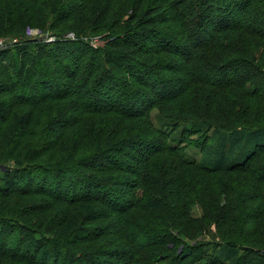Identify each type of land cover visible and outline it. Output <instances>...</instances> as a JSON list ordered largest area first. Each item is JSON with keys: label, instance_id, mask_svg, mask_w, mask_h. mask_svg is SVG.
<instances>
[{"label": "trees", "instance_id": "1", "mask_svg": "<svg viewBox=\"0 0 264 264\" xmlns=\"http://www.w3.org/2000/svg\"><path fill=\"white\" fill-rule=\"evenodd\" d=\"M77 1L0 0V37L22 41L0 51V223L11 227L0 264L27 263L28 239L8 248L12 226L38 235L36 249L45 239L41 264H152L145 251L173 242L178 254L160 260L177 264L210 246L181 236L212 228L223 239L211 244L215 262L264 264V0ZM32 24L55 40L26 38ZM94 33L104 46L82 41ZM191 135L205 141L191 145L199 161ZM112 216L109 233L101 222Z\"/></svg>", "mask_w": 264, "mask_h": 264}, {"label": "rangeland", "instance_id": "2", "mask_svg": "<svg viewBox=\"0 0 264 264\" xmlns=\"http://www.w3.org/2000/svg\"><path fill=\"white\" fill-rule=\"evenodd\" d=\"M77 4L78 3H80V0L79 1H77L76 2ZM131 28H133V25H131L130 26ZM52 31V29L51 28H49V25H47L46 27H44V26H40L39 24H32V25H30V26H28V27H26L23 31H22V33H24V34H26L27 35V37L26 38H28L29 40H38L39 42L41 41V42H53L54 40H55V38L54 37H51L52 35H51V32ZM45 33V34H44ZM46 33H49L50 34V36L48 35H46ZM13 34H17V33H14V32H10L9 34H7L6 36H1L0 37V51H2L4 54H6L5 52L7 51V49L9 48V46H11V45H14V47L12 46V48H9V49H12V51H16L17 49H19V47L21 46V44H22V41L20 42V41H18V39H14L13 37H12V35ZM42 34H44V35H42ZM67 37H72L73 38V33H67ZM103 38L104 37H99V36H97V34L96 33H94L93 34V36H91L90 35V37L89 38H86V39H84V40H82L83 42H87V43H89L92 47H94V49L96 48V47H99V46H104L105 45V42H104V40H103ZM3 53H1L0 52V57H1V55L3 54ZM255 56L257 57V60H258V62H259V59H260V56H261V53L260 52H257L256 54H255ZM177 61H178V59L177 58H175V57H169V58H167V60L166 61H163L164 63H167V64H173L174 66H175V64H178L177 63ZM261 61V60H260ZM163 67H165L164 65H162ZM167 74V73H166ZM168 75H170V73H168ZM167 75V76H168ZM220 75V74H219ZM216 77V76H215ZM193 102V101H192ZM101 106H103V104H100ZM109 105V104H108ZM169 104H164L162 107H163V109L164 110H166V108H167V106H168ZM190 107V106H189ZM192 107H190V109H191ZM162 112V110L160 109V108H158V107H156V109L155 110H153L152 111V113H151V116H152V121L156 124V126H159V125H161V123L159 122V120H157V118H156V115H157V113L159 112V113H161ZM113 115V114H112ZM111 115V116H112ZM185 115H187V116H189L188 114H185ZM111 116H109V117H111ZM189 117H195V115H193V114H190V116ZM128 120H126V121H124V123H126ZM216 120H214V118L213 119H211V121H209V122H212V123H216L215 122ZM122 122H123V119H122ZM180 130H181V128H179V129H177V131H179L180 132ZM190 140H192L191 142H190V146H188V149H187V154L190 156V157H193L194 159H196V160H200L201 159V151H199V150H197V148H194V147H192L191 145H193V146H196L194 143H199V142H201V141H204V138L202 137V136H200V135H191L190 137ZM203 138V139H202ZM202 139V140H201ZM205 142V141H204ZM207 142V144H212V147H214V146H216L217 144V142L216 141H206ZM142 146V145H141ZM138 147H140L139 145L137 146V148ZM135 148V146L134 147H130V148H127V149H125L124 150V152H125V155H127V154H130L131 156H134L133 154L134 153H136V152H134V149ZM129 158H125V157H119V162L121 163V164H126L127 165V163H129ZM11 163H12V161H11ZM13 164V163H12ZM1 169H0V187H2V186H4L3 185V181H2V174L4 173V166L3 167H0ZM45 173L43 172V171H40V172H35V173H33L32 174V176H31V178H32V181L34 182V184H36V186H39L40 184V179L42 178V177H44L43 175H44ZM232 177V176H231ZM2 178V179H1ZM232 178H234V177H232ZM47 179V178H46ZM235 179V178H234ZM48 180V179H47ZM43 182V181H42ZM48 182H50L49 180H48ZM15 184H16V186L17 187H21V185L23 186V182H21V183H18V181H16L15 182ZM43 184H44V182H43ZM64 185H66V183H64ZM40 187H41V185H40ZM39 187V188H40ZM81 187H79L78 188V190L80 189ZM50 190V189H49ZM64 191L65 192H70V191H68V189L66 188H64ZM123 200H125V199H123ZM223 201V199H221V202ZM125 205V203H123L121 206H124ZM220 205H222V203L220 204ZM93 205H88V207H92ZM190 217L192 218V219H198V218H200V217H202V215L204 214V210H203V208H200V206L198 205V204H194V205H192L191 207H190ZM96 210H99L98 208L96 209ZM257 207L255 206V205H251V206H249V208H248V212H249V217H256V214H257ZM49 215V214H48ZM112 219H113V216L111 217V218H108V219H106V220H104V221H102L101 223H103L102 225H103V228H106V230L107 231H109V233H113V231H114V229H115V225L114 226H112V225H110V221H112ZM254 223H255V221H251L250 220V218H248L247 219V221H246V228L247 229H250L251 231H253V230H255L254 228H253V225H254ZM90 225L91 226H99L100 225V223H90ZM18 226V225H17ZM33 226V225H32ZM34 227V226H33ZM37 226H35V228H36ZM12 233H11V235H10V238H9V240H7L6 242H8L9 243V247L8 248H13V246L14 245H22V240H26V239H28V241L30 242V243H28L27 242V244H26V246H24L23 247V250L24 251H22V252H20V255L22 256V257H27V260H25V261H27V263L26 262H24V261H11V260H9V259H2V261L4 262L3 264H33V263H31V262H29V260L30 259H32L33 258V256H35V252H36V250H38L39 251V255L37 256V263L39 264H41V263H43V258H42V254H41V252H42V247L44 246H46V243H45V239H43V237H49L50 238V240L52 239V238H54V237H56V235H58V233L57 232H59L57 229L55 230V229H51L49 232H45L44 230H42V232H41V234L43 233L44 234V232H45V236H41L42 237V241H44V243H43V245L39 248V249H36V248H38L39 247V245H38V242L37 243H34V238H35V240L36 241H38L39 239H38V235H35V237L34 236H32L31 235V233L32 232H25L22 228H20V227H13L12 226ZM10 229H11V227H6V224H3L2 222L0 223V239H3V236H4V234L6 233V232H9L10 231ZM176 232V231H175ZM40 233V232H39ZM177 233V232H176ZM254 236V235H253ZM63 237V236H62ZM184 240H182V241H184L185 243H188V241H190V240H195V241H203V242H207L208 244H210V246H206V247H204V246H202L200 249H201V251H202V253L204 252V254H203V257L201 256V257H199V255L201 254V252H194L192 255H190V260H189V258L188 259H185V260H178V262H177V264H189V263H191V264H218V261L217 262H215L214 260H213V256H214V247H215V245H211V244H217V242L218 241H221V240H223L221 237H219L218 235H217V233H216V230H215V228H212V229H210V232H207V233H204V234H202V235H200V236H197L195 239H187V238H185V237H183V236H181ZM115 236L113 235V234H109V235H106V236H104L103 238H102V240H103V246L102 247H108V248H104V249H106V250H108V249H112V248H114V247H116V245L114 244V241H115ZM257 238V236H254L253 238H252V242L254 243V240ZM6 240V238H4V241ZM187 241V242H186ZM251 242V243H252ZM175 242H173V244H174ZM173 244H171V243H168L167 244V246H165V248H162L161 250L160 249H158V248H156V249H153V250H155V251H151L152 249L151 248H149L147 251H145V252H149V253H146L145 255L147 256V257H149V258H152V260H153V263L152 264H170L171 263V260H168V261H166V260H164V261H162L161 262V255H165L166 253H167V250L168 249H170V251H169V253L170 254H172L173 255V257L176 255V254H178V253H176L178 250V248H179V246L178 245H173ZM247 245H251L249 242L248 243H246ZM245 244V245H246ZM49 246H48V250H52L50 247L52 246V245H50V244H48ZM2 246H3V243H0V248H2ZM261 248H264V246L262 245L261 247H259L258 249H261ZM167 249V250H166ZM176 250V251H175ZM59 252H60V250H58ZM152 252V253H151ZM159 253V254H158ZM149 254V255H148ZM253 257V256H252ZM198 258H200L199 260H198ZM202 258V259H201ZM1 259V258H0ZM118 260V259H117ZM107 261L110 263V261H112V264H117V263H114V261H113V258H109V259H107ZM48 263H50V264H54L55 263V260L53 261V259L51 258V256L49 257V259H48V261H47ZM157 262V263H156ZM57 264H59V263H57ZM140 264H150V262H148V261H145V262H141Z\"/></svg>", "mask_w": 264, "mask_h": 264}]
</instances>
